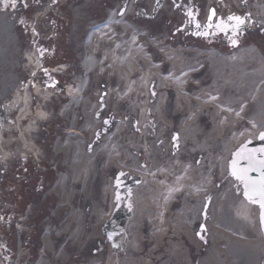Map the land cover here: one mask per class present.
<instances>
[{"label":"bare ground","instance_id":"1","mask_svg":"<svg viewBox=\"0 0 264 264\" xmlns=\"http://www.w3.org/2000/svg\"><path fill=\"white\" fill-rule=\"evenodd\" d=\"M195 1L201 11L206 0ZM248 7L255 22L264 21V0H250ZM112 8L86 43L81 67L89 76L74 82L77 93L65 96L62 113L50 119L47 91L40 84L19 85L20 67H32L34 58L20 49L13 15L0 7V158L9 162L6 152L14 157L15 147L34 151L27 145L34 133L30 121L58 120L67 127L58 129L54 149L62 173L46 197L54 199L51 218L66 217L61 227L48 225L40 262L64 263L65 251L82 240L95 214L96 227L102 225L106 218L97 210L107 192L98 181L126 171L134 206L122 236L126 246L84 262L258 264L264 237L257 209L226 163L233 147L264 133V47L258 43L231 55L221 52L231 49L225 44L206 52L171 49L186 46L167 27L185 19L180 7L158 8L159 21L151 18L154 28L147 34L131 21L129 8ZM98 102L114 125H102L94 115ZM10 105L21 108L18 123L27 132L6 126ZM169 133L176 140L168 147ZM91 201L95 210L88 216Z\"/></svg>","mask_w":264,"mask_h":264},{"label":"rangeland","instance_id":"2","mask_svg":"<svg viewBox=\"0 0 264 264\" xmlns=\"http://www.w3.org/2000/svg\"><path fill=\"white\" fill-rule=\"evenodd\" d=\"M21 1L5 0L6 7L13 15L12 23L17 29L18 35L22 38L21 48L26 49L28 47L32 51L34 47L40 50L46 60V65L48 67L54 66L55 71L59 73L51 74L48 71L45 73L39 72V74L43 75L42 79H40L44 82L45 86L43 88L48 87L46 85L51 75L56 78V83L58 84H62L63 81L64 83L66 82L65 87L70 81L75 80L76 75L82 72L79 62L83 56L82 44L89 31V27L94 26L105 18L107 8L117 6L121 2V0H31L32 3L23 4ZM249 1L244 0L245 10L247 9L246 7ZM231 3H233V0H220L219 6L222 7L224 13L236 15L237 12H240L242 15H245L244 7L242 8L244 5L240 6L242 11H240L241 8L238 6L234 7V13L230 12L231 8H228L226 5H232ZM138 4L140 6L137 10L138 12L136 11L133 17L134 19H132L133 21L135 20V24L138 27H141L140 25L148 27L150 30L147 28L149 30L147 33H151L154 28L151 18L154 17L155 21H159V16H155V11L152 13L148 7L149 5L153 7L157 5L156 9L163 7L171 8L173 6L180 7L178 14L185 19L178 23L174 21L168 22L167 27L170 28L171 33L177 38L180 36L183 37L182 41L188 47L206 48L208 45H205V42L208 43L209 39L215 41L227 35V31H220L216 28V33L212 36L215 25L220 21H224V15H221L222 12L219 11L217 6H213L215 9L213 22L215 21L214 17L221 15L220 19L213 23L214 26L211 24V27L208 25L203 27V24L208 21L207 10L205 12L206 1L201 11H198L196 8L197 2L195 0H139ZM46 6H51L50 8H53V11L47 17L43 16L40 20H34L31 30L27 32L26 25L24 24L30 20L29 15L34 10H41ZM262 22L254 21L252 24H248L245 27L244 33L241 34L242 40L238 39V42H249V44L253 42L256 45L260 43L264 47V25H262ZM244 23L247 24L246 22ZM53 29L56 33L55 36L52 33ZM35 31L36 33L34 34ZM155 33L159 32L155 31ZM30 35L37 37L34 40L31 39V44L29 45ZM43 35H46L47 38L42 37ZM214 48L219 49L217 45H214ZM221 52L226 53V51ZM32 54L34 55V50ZM59 65L61 66L58 67ZM65 69L68 70L67 74ZM22 76L23 74L18 79L20 78L21 80ZM49 88L46 90L47 93L48 91L50 94L53 93V90ZM64 97L65 94L63 91L62 94H55L53 98H50L51 102L47 109V116H50V119H55L58 116V109L65 105L64 102H61ZM105 110L106 106L98 102L94 115L101 117L106 125L108 123L112 124L111 121L106 119V115L104 114ZM6 114L7 112L4 110L3 116L7 117ZM61 125L63 130L65 128L67 129L64 122L58 120L39 122L35 127L32 125V128L36 132L32 134L33 136H30L27 145L34 149L33 154L30 156L29 153H26L28 156L23 157L24 153H21L22 150L15 147L12 149L15 156L11 158L8 155L10 161L0 164V264H31V261L37 260L38 258L39 252L37 247L41 240V230L45 227L47 229V224L53 229H56L61 227L64 222L66 215L62 219L59 217L60 221L58 217L55 220L51 218L54 199L51 197L46 198L54 191V185L57 179L58 170L55 168L56 163L61 158L56 157L53 144L57 138V134H59L58 129L62 130ZM167 138L166 143L169 147L172 145V141L176 140V134L169 133ZM242 147L247 148L253 146L248 143L243 144L234 149L235 153ZM130 182V177L126 171H114L112 175L106 176L105 179L102 178L98 181V186L104 189L107 194L104 206L98 209L97 212L101 218H106L105 221L107 222L104 225L102 224L96 227L98 218L95 217V214L92 221H89L87 224L82 240L74 244L71 251L67 248L65 251L66 260L60 264H88L84 262V259H99L108 253L112 247L122 249L126 246L127 241H124L122 236L124 237L125 226L132 217L134 210V206L132 205V190L128 188ZM92 203L91 201V209L85 212L88 213V216L94 214L95 207ZM114 216H117V218L123 217L125 222H123V231L119 236L116 235L110 241L106 228ZM13 217H15L14 221L11 219ZM19 219L26 221L25 224L22 223L18 226L24 230L22 234H20L17 228L14 229V223L16 221L19 222ZM94 227L95 231L93 230ZM88 236H91V238L89 239ZM14 238L15 241L18 238L22 242L25 241L23 248L26 249L24 250L25 256L23 259L18 260L17 254L14 253L16 250L13 243ZM29 253L31 259L27 260ZM26 261L28 262L26 263Z\"/></svg>","mask_w":264,"mask_h":264},{"label":"snow or ice","instance_id":"3","mask_svg":"<svg viewBox=\"0 0 264 264\" xmlns=\"http://www.w3.org/2000/svg\"><path fill=\"white\" fill-rule=\"evenodd\" d=\"M229 19L235 22V24L231 26L233 31L239 29V27L244 23V20L238 16H232ZM208 26L211 27L212 25ZM215 27L220 31H226L229 25H227L224 21H220L215 25ZM235 42L236 41L233 40V43ZM261 138L264 139V133L261 134ZM258 151L264 154V148H261ZM236 155L241 159L247 160L249 162V167L238 168L237 162L233 161L231 174L237 177V179L244 181L246 188L245 195L248 196V198L254 203H258L260 207L264 209V156L257 159L255 153L248 152L246 148H242V150ZM251 170L260 172L259 179L252 180L248 178L247 174ZM117 199H119V197H117Z\"/></svg>","mask_w":264,"mask_h":264},{"label":"water","instance_id":"4","mask_svg":"<svg viewBox=\"0 0 264 264\" xmlns=\"http://www.w3.org/2000/svg\"><path fill=\"white\" fill-rule=\"evenodd\" d=\"M255 156L257 157V159L261 158L262 156L259 155L258 153L255 154ZM249 173V172H248ZM262 221H263V229H264V209L262 210Z\"/></svg>","mask_w":264,"mask_h":264}]
</instances>
